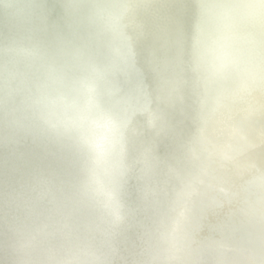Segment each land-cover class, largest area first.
<instances>
[{"label": "clouds", "instance_id": "clouds-1", "mask_svg": "<svg viewBox=\"0 0 264 264\" xmlns=\"http://www.w3.org/2000/svg\"><path fill=\"white\" fill-rule=\"evenodd\" d=\"M0 153V264H264V0H0Z\"/></svg>", "mask_w": 264, "mask_h": 264}, {"label": "water", "instance_id": "water-1", "mask_svg": "<svg viewBox=\"0 0 264 264\" xmlns=\"http://www.w3.org/2000/svg\"><path fill=\"white\" fill-rule=\"evenodd\" d=\"M173 13L178 15V16H182L186 26L188 24H190V17H191V6L190 5H182V4L178 3L174 6ZM177 118H179V117H177ZM6 159H7V155L5 153H0V161L6 160ZM41 162L42 161L39 159L38 155H36V154L30 155V157L28 159L29 164H38ZM131 199H133V200L135 199L134 190L131 193Z\"/></svg>", "mask_w": 264, "mask_h": 264}]
</instances>
